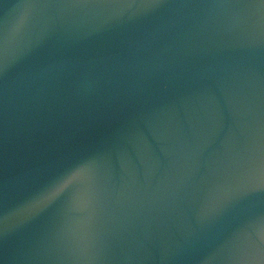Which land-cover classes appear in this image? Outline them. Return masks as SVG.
<instances>
[{
  "label": "water",
  "instance_id": "water-1",
  "mask_svg": "<svg viewBox=\"0 0 264 264\" xmlns=\"http://www.w3.org/2000/svg\"><path fill=\"white\" fill-rule=\"evenodd\" d=\"M0 264H264V0H0Z\"/></svg>",
  "mask_w": 264,
  "mask_h": 264
}]
</instances>
